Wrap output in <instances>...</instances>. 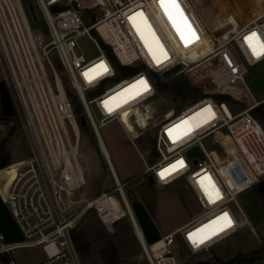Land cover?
Masks as SVG:
<instances>
[{"label": "built area", "instance_id": "obj_1", "mask_svg": "<svg viewBox=\"0 0 264 264\" xmlns=\"http://www.w3.org/2000/svg\"><path fill=\"white\" fill-rule=\"evenodd\" d=\"M177 3L189 22L183 32L187 44L173 32L159 0H36L49 40L35 33L22 0H0V80L13 92L31 145L29 156L0 168V194L22 234L9 240L0 232V264H16L13 251L34 246L45 253L38 264H81L71 231L89 211L109 231L127 219L147 264H198L189 258L211 252L242 228L253 229L238 197L247 188L259 191L264 177V126L252 112L260 101L253 100L245 82L249 68L264 61V9L242 25L233 21L228 33L212 36L191 0ZM183 4L194 10L196 21ZM253 32L256 37L247 40ZM87 43L95 45L96 56L84 47ZM178 66L170 78L163 76ZM179 75L203 95L195 101L164 97L160 84ZM238 86L244 96L231 92ZM220 94L247 105L234 111L217 98ZM78 104L112 180L92 198L79 192L88 182ZM146 107V120L135 132L130 124L138 120L132 118ZM182 117L187 120L176 124ZM115 120L145 164L130 177L121 176L102 149L100 129ZM146 134L152 138L148 158L135 143ZM212 136L222 155L205 145ZM195 146L203 157L187 154ZM150 176L161 185L184 180L199 208L193 219L153 241L145 237L129 196L131 181L149 183ZM225 213L232 223L220 231ZM256 263L264 264V253Z\"/></svg>", "mask_w": 264, "mask_h": 264}, {"label": "rangeland", "instance_id": "obj_2", "mask_svg": "<svg viewBox=\"0 0 264 264\" xmlns=\"http://www.w3.org/2000/svg\"><path fill=\"white\" fill-rule=\"evenodd\" d=\"M191 1L212 36L222 34L223 24L234 21L235 24L242 25L258 15L261 8L264 7V0ZM22 2L28 14L30 13L29 5L35 6L36 4V0H22ZM184 8L189 17L196 21L194 10L186 5ZM168 10V13L173 16L176 22L175 25H178L180 42L182 43V40L185 42L182 36L183 32L189 29L187 17L181 7L177 10L169 5ZM36 12L38 14L37 21L33 20L31 14L29 15L31 26L36 34L41 35L45 40H49V29L45 20L37 9ZM183 21L186 22L185 25H183ZM176 33L178 34V30ZM206 46L211 47L209 40H206ZM84 47L91 56L98 54L94 44L87 43ZM54 56L55 54L52 53L51 57L54 58ZM64 81L69 92L73 94V89L66 75ZM170 81L178 88H184L190 84L184 75L175 76ZM245 82L249 90L247 91L253 95V100H264V61L249 68L245 76ZM231 92L239 96H244L245 93L240 89V86L231 89ZM11 93L14 98L12 90ZM162 95L166 98L172 96L166 91ZM246 105L245 101H238L234 106V111H239ZM82 111L79 105L75 106V112L79 119H81ZM100 131L111 154V160L121 176L130 177L135 171H144L143 159L118 121L115 120L105 124ZM0 138L6 140L5 150L10 152L11 162L29 156L31 145L25 121L21 114L18 119H15V123L12 120L0 119ZM135 143L143 155L148 158L152 143L150 135L146 134L138 137ZM205 145L215 154H223L216 137L212 136L206 139ZM80 156L85 168L88 185L79 192L89 198L98 196L103 189L110 187L112 180L106 161L89 124L81 125ZM263 178L260 180L262 181ZM129 186L131 202L148 241H153L160 235L181 227L193 219L199 211L191 191L182 179L169 185L149 184L147 181L136 185L135 181H131ZM150 200L153 202L152 207L149 204ZM238 200L251 218L253 229L249 227L242 228L234 236L214 246L211 252L192 255L189 258L191 261L197 258L198 263L205 264L204 262H209L214 264L216 263L215 255L223 260H228L239 251L249 252L264 246V208L254 188L244 190L239 195ZM15 233L18 237H21L17 230ZM71 234L81 264H117L121 261L147 264L144 258L139 257V253H143V251L127 219L116 223L115 230L109 231L95 212L89 211L79 219ZM262 253H264V250L261 251ZM13 256L16 264H38L45 258V253L41 246L23 247L15 249Z\"/></svg>", "mask_w": 264, "mask_h": 264}, {"label": "trees", "instance_id": "obj_3", "mask_svg": "<svg viewBox=\"0 0 264 264\" xmlns=\"http://www.w3.org/2000/svg\"><path fill=\"white\" fill-rule=\"evenodd\" d=\"M108 54L113 58V53L108 48ZM160 89L166 91L172 95L174 98H184L190 101H195L203 95L202 91L191 84L184 88H178L170 80L164 81L160 84ZM71 94V93H70ZM74 101H77V96L71 94ZM219 100L226 101L228 105L234 110L235 104L238 103L232 96L228 94H220L217 97ZM79 105V104H78ZM80 108L81 105H79ZM253 114L261 121L264 126V102L253 109ZM20 116L15 100L12 96L11 90L7 82L0 80V119L12 120L15 123V119ZM6 140L0 138V168L11 163V154L9 151L5 150ZM263 208H264V178L261 181L260 190L256 192ZM130 196V190H129ZM150 207H152V200L149 201ZM264 250V246L261 248L249 251V252H237L228 260H223L218 255H215L216 263L214 264H255L260 257L261 251ZM5 261L8 259V255L2 257ZM200 263V262H199ZM198 263V264H199ZM205 264H211L209 262H204ZM201 264V263H200Z\"/></svg>", "mask_w": 264, "mask_h": 264}, {"label": "bare ground", "instance_id": "obj_4", "mask_svg": "<svg viewBox=\"0 0 264 264\" xmlns=\"http://www.w3.org/2000/svg\"><path fill=\"white\" fill-rule=\"evenodd\" d=\"M169 11V10H168ZM163 12H164V15L166 16V19L169 21V24L171 25V27H172V30H173V32L177 35V29H179L178 28V25H175L176 24V22H175V24H174V19H172V20H170L169 19V15L168 14H166V12H165V9L163 8ZM172 12V11H171ZM173 17V16H172ZM181 18V17H180ZM184 18V17H183ZM180 21V20H179ZM186 24V22L185 21H183V25H185ZM231 26H232V22H227V23H225V24H223V26H222V28H221V33L222 34H226V33H228L229 32V30L231 29ZM186 31V30H185ZM178 34H179V31H178ZM206 48H207V46H206ZM149 109H150V107H146L145 109H142L141 111H137V113L134 115V117L132 118L133 120H138V122L136 123V122H134L133 124L131 123L130 124V126H131V128L136 132L137 131V129H139L140 128V126H141V124L143 123V122H145V120H146V118H145V115L147 114V112L149 111ZM195 114L196 113H191L187 118L188 119H191V118H193L194 116H195ZM144 116V117H143ZM138 118V119H137ZM187 118L186 117H182L180 120H178L177 122H176V124H182L184 121H186L187 120ZM132 122V121H131ZM102 149H103V151L108 155V156H110V153H109V150H108V148H107V146L105 145V143H103L102 144ZM140 228V227H139ZM140 233L142 234V231H141V228H140Z\"/></svg>", "mask_w": 264, "mask_h": 264}, {"label": "crops", "instance_id": "obj_5", "mask_svg": "<svg viewBox=\"0 0 264 264\" xmlns=\"http://www.w3.org/2000/svg\"><path fill=\"white\" fill-rule=\"evenodd\" d=\"M264 9L261 8V10ZM16 230L19 232V234L22 237V234L7 206L5 201L3 200L1 194H0V232L5 233L7 238L9 240H17L20 239L21 237L16 235Z\"/></svg>", "mask_w": 264, "mask_h": 264}, {"label": "snow or ice", "instance_id": "obj_6", "mask_svg": "<svg viewBox=\"0 0 264 264\" xmlns=\"http://www.w3.org/2000/svg\"><path fill=\"white\" fill-rule=\"evenodd\" d=\"M159 3H160V5H161V7L165 9L166 14L169 15V19L172 20V19H173L172 15H171L170 13H168V6L170 5L171 7H173V8H175V9L179 10V4L177 3V0H159ZM181 16H182V13H181ZM173 22H174V24H175V21H173ZM177 30L179 31V29H177ZM193 35H194V34H193ZM256 35H257V34H256L255 32H253V33L251 34V36H250V37H246V39L249 40V41H251L253 37H256ZM182 39H183V36H182ZM185 43L187 44L188 42L185 41ZM250 46H251V45H250ZM262 47H264V45H262ZM254 51H255V49H254ZM85 75H87V73H85ZM173 167H175V166H173ZM165 171H167V170H165ZM160 175L163 177V176H164V172H161ZM219 219H222V220L225 221L224 225L219 229L220 231H223L224 228H226V227H230V226H231V223H232V222H231V220L227 217V213H225L224 216L221 217V218H219ZM213 223H216V222L213 221ZM198 231H202V230H198ZM215 234H216L215 232L212 233V235H215ZM192 235H195V234H192ZM190 238H191V237H190ZM207 238H209V237H207V236L203 237V238L200 240V243H203L204 240L207 239Z\"/></svg>", "mask_w": 264, "mask_h": 264}, {"label": "water", "instance_id": "obj_7", "mask_svg": "<svg viewBox=\"0 0 264 264\" xmlns=\"http://www.w3.org/2000/svg\"><path fill=\"white\" fill-rule=\"evenodd\" d=\"M29 11H30V14H31L33 20L37 21V20H38V14H37V12H36V8H35V6L32 5V4H30V5H29ZM180 68H181V66H178L176 69H174V70H172V71L165 72V73L163 74V76H164L165 78H170V77H171L172 75H174V74H175ZM81 124H82L83 126L87 124V122H86V118H85L84 115L81 116ZM187 154H188L189 156H194V155H199V156H201V157L204 156L199 146H195V147L189 149L188 152H187ZM154 160H155V158L152 156V149H151V151H150V161L153 162ZM149 183H150V184H153V183H154V177H153V176H150V177H149Z\"/></svg>", "mask_w": 264, "mask_h": 264}, {"label": "flooded vegetation", "instance_id": "obj_8", "mask_svg": "<svg viewBox=\"0 0 264 264\" xmlns=\"http://www.w3.org/2000/svg\"><path fill=\"white\" fill-rule=\"evenodd\" d=\"M263 102H264V100H261L260 103H259L257 106L261 105ZM257 106H256V107H257Z\"/></svg>", "mask_w": 264, "mask_h": 264}]
</instances>
